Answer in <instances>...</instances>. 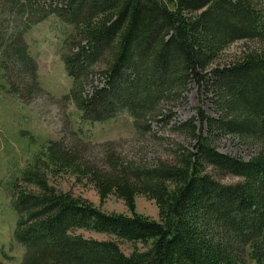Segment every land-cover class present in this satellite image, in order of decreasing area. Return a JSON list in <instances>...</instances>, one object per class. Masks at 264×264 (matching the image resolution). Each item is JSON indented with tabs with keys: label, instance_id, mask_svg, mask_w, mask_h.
<instances>
[{
	"label": "trees",
	"instance_id": "obj_1",
	"mask_svg": "<svg viewBox=\"0 0 264 264\" xmlns=\"http://www.w3.org/2000/svg\"><path fill=\"white\" fill-rule=\"evenodd\" d=\"M51 15L73 27L62 48L73 81L64 99L84 122L125 111L139 134L151 132L169 123L191 83L209 89L214 115L178 124L195 144L165 161L110 151L101 167L83 143L50 141L12 182L19 264H264V50L219 63L236 41H264V0H0V78L13 73L11 92L23 100L42 90L25 34ZM228 136L251 149L248 159L218 149ZM64 173L102 203L122 199L131 215L58 189L50 177ZM230 176L239 180L222 181ZM138 195L155 201L159 219L136 211ZM122 242L145 249L126 253Z\"/></svg>",
	"mask_w": 264,
	"mask_h": 264
},
{
	"label": "rangeland",
	"instance_id": "obj_2",
	"mask_svg": "<svg viewBox=\"0 0 264 264\" xmlns=\"http://www.w3.org/2000/svg\"><path fill=\"white\" fill-rule=\"evenodd\" d=\"M72 31L71 25L51 15L26 32L25 39L31 56L38 65V79L42 88L39 94L23 100L11 92V82L15 81L13 73L6 72L10 75L9 81L4 77L0 78V259L7 264H19L24 256V248L15 239L18 213L13 205L12 182L50 141H63L68 148L83 143V149L86 150L84 156L90 163H99L101 167L106 153L110 151L137 161H165L171 160L175 151L184 147L192 149L195 144L194 139L176 130L178 124L195 118L200 127L201 111L214 115L209 89L191 83L184 99L173 103L175 106L169 123L162 125L154 122L151 132L139 134L134 127L133 118L125 111L103 122H84L76 105L64 99L73 81L63 62L62 48L64 40ZM257 49L264 50V41H236L225 50L219 63L225 65L239 59L246 51ZM26 81L30 84L32 79ZM106 143L110 145H103ZM216 144L226 154L248 159L252 153L246 145L230 136L222 138ZM238 180L239 178L231 176L222 178L226 183ZM50 182L60 190L91 201L107 213L131 215L122 199L111 195L102 203L91 184L78 181L71 173L50 177ZM136 211L159 219L157 204L144 195L136 197ZM76 233L98 240L111 238L105 233L90 230L79 229ZM120 246L126 253H131L135 248L145 249L141 243L122 242ZM245 264L256 262L248 257Z\"/></svg>",
	"mask_w": 264,
	"mask_h": 264
}]
</instances>
